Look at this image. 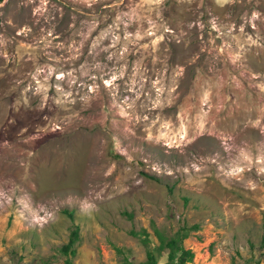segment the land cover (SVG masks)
<instances>
[{
	"label": "rangeland",
	"instance_id": "obj_1",
	"mask_svg": "<svg viewBox=\"0 0 264 264\" xmlns=\"http://www.w3.org/2000/svg\"><path fill=\"white\" fill-rule=\"evenodd\" d=\"M152 226L264 264V0H0V264H137Z\"/></svg>",
	"mask_w": 264,
	"mask_h": 264
},
{
	"label": "trees",
	"instance_id": "obj_2",
	"mask_svg": "<svg viewBox=\"0 0 264 264\" xmlns=\"http://www.w3.org/2000/svg\"><path fill=\"white\" fill-rule=\"evenodd\" d=\"M190 227L195 228L196 224H192ZM152 230L157 238V244L154 247L147 245V234L143 228L140 230V233L143 235L140 237V241L146 246V249L144 260L137 264H155L157 253L163 248H166V259L162 264H184L186 261L190 260L192 251L183 247L181 242L182 238L185 237L187 233L185 226L178 227L175 232L169 236L164 235L155 226H152ZM76 238L77 228L74 226L69 232L67 241L60 246L62 252L73 253L74 249L72 244ZM260 246L264 247V228L262 229L260 237ZM66 263L70 264L68 259L66 260Z\"/></svg>",
	"mask_w": 264,
	"mask_h": 264
}]
</instances>
